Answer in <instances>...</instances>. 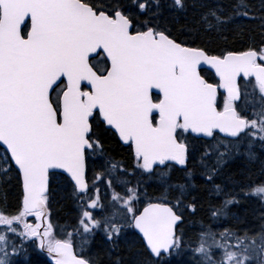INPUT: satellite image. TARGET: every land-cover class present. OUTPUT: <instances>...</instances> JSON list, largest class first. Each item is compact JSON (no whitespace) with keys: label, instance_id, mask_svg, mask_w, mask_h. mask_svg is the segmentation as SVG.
Here are the masks:
<instances>
[{"label":"snow or ice","instance_id":"1","mask_svg":"<svg viewBox=\"0 0 264 264\" xmlns=\"http://www.w3.org/2000/svg\"><path fill=\"white\" fill-rule=\"evenodd\" d=\"M34 254L264 264V0H0V264Z\"/></svg>","mask_w":264,"mask_h":264},{"label":"trees","instance_id":"2","mask_svg":"<svg viewBox=\"0 0 264 264\" xmlns=\"http://www.w3.org/2000/svg\"><path fill=\"white\" fill-rule=\"evenodd\" d=\"M89 176H90V175H89ZM102 188H103V186H102ZM12 196H13V193H12L11 190H9V203H10V205L14 203V200L12 199ZM29 219H30V218H29ZM56 219H58L61 223H63L64 221L68 220L69 217H67V216L65 215V213H63V212H59V213L57 214ZM73 222H74V221H73ZM37 256H44V255L34 254V255L32 256V264H34L35 262H37L38 264H48L47 261L42 262V261L39 259V257H37Z\"/></svg>","mask_w":264,"mask_h":264},{"label":"flooded vegetation","instance_id":"3","mask_svg":"<svg viewBox=\"0 0 264 264\" xmlns=\"http://www.w3.org/2000/svg\"><path fill=\"white\" fill-rule=\"evenodd\" d=\"M39 257V259L44 262V261H47V257L46 256H37ZM48 262V261H47ZM37 263V262H36Z\"/></svg>","mask_w":264,"mask_h":264},{"label":"rangeland","instance_id":"4","mask_svg":"<svg viewBox=\"0 0 264 264\" xmlns=\"http://www.w3.org/2000/svg\"><path fill=\"white\" fill-rule=\"evenodd\" d=\"M89 178L91 179V176H92V173H91V171L89 172ZM103 194V193H102ZM35 264H38V263H35Z\"/></svg>","mask_w":264,"mask_h":264}]
</instances>
